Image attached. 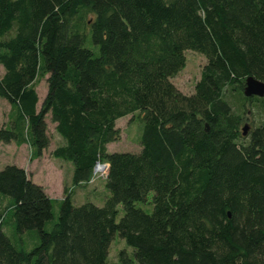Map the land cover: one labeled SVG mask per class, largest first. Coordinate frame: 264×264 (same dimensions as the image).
I'll use <instances>...</instances> for the list:
<instances>
[{
	"label": "trees",
	"instance_id": "obj_1",
	"mask_svg": "<svg viewBox=\"0 0 264 264\" xmlns=\"http://www.w3.org/2000/svg\"><path fill=\"white\" fill-rule=\"evenodd\" d=\"M185 49L205 56L191 93L169 79ZM0 65V142L40 157L48 115L73 186L108 165L101 206L4 165L0 264H264V123L239 128L242 100L264 104L242 92L264 81V0H0ZM127 114L140 151L110 152ZM116 235L132 255L108 262Z\"/></svg>",
	"mask_w": 264,
	"mask_h": 264
},
{
	"label": "rangeland",
	"instance_id": "obj_2",
	"mask_svg": "<svg viewBox=\"0 0 264 264\" xmlns=\"http://www.w3.org/2000/svg\"><path fill=\"white\" fill-rule=\"evenodd\" d=\"M205 62V56L197 51L185 49L184 50V65L169 79L170 81L183 93H191L193 91L194 83L198 79L200 69ZM3 73L0 65V75ZM36 90L39 94V103L43 99L47 82L45 76L39 77L36 81ZM245 110L244 119L240 122L239 128L243 123L248 125H256L257 123H264V104L254 98L242 100ZM10 109L9 102L0 96V120L5 123ZM130 114L122 116L117 119L116 124L121 129V136L119 140L110 142L108 144V151H130L139 152L141 148V131L142 122L137 119L129 121ZM47 129L50 135V144L43 151L42 155L37 158H31V147L24 143L17 145L15 142L4 143L0 142V169L6 164H16L24 167L27 173L35 178V183L46 186V191L52 196H63L64 187L71 190L75 204H80L86 200L95 202L101 206L106 195V188L104 186V175L94 177L93 181L82 186H73L71 183V171L73 165L71 162L54 158L51 154L52 150L60 143V137L54 129V123L47 115ZM246 133V132H245ZM151 193H149L150 196ZM122 214L121 206H119V215ZM125 248L130 255H132V248L126 245L125 241L118 235L114 237L109 247L108 262H117L118 252Z\"/></svg>",
	"mask_w": 264,
	"mask_h": 264
},
{
	"label": "water",
	"instance_id": "obj_3",
	"mask_svg": "<svg viewBox=\"0 0 264 264\" xmlns=\"http://www.w3.org/2000/svg\"><path fill=\"white\" fill-rule=\"evenodd\" d=\"M242 92L246 96L257 95L264 96V81L258 79L252 75H247L244 78V85ZM247 129V124L243 123L241 126V133L245 134Z\"/></svg>",
	"mask_w": 264,
	"mask_h": 264
},
{
	"label": "built area",
	"instance_id": "obj_4",
	"mask_svg": "<svg viewBox=\"0 0 264 264\" xmlns=\"http://www.w3.org/2000/svg\"><path fill=\"white\" fill-rule=\"evenodd\" d=\"M98 166H100V167L99 168H96ZM107 167H108L107 163H99L98 162L95 165L94 169H93V177L91 178L90 181L92 182L94 180L93 179L94 177H97L99 175H105L106 174V171H107Z\"/></svg>",
	"mask_w": 264,
	"mask_h": 264
},
{
	"label": "crops",
	"instance_id": "obj_5",
	"mask_svg": "<svg viewBox=\"0 0 264 264\" xmlns=\"http://www.w3.org/2000/svg\"><path fill=\"white\" fill-rule=\"evenodd\" d=\"M38 92V91H37ZM38 96H39V94H38ZM42 101V100H41ZM41 101H40V103H41ZM40 103H39V101H38V103H37V107L39 108L40 107ZM7 119H8V117H7ZM57 133V132H56ZM60 137V143L59 144H62V139H61V136H59ZM9 144V143H8ZM107 148H108V145H107ZM24 168V167H23ZM26 170V169H25ZM26 173H27V171H26ZM71 174H72V171H71ZM27 175L33 180V179H35V178H33V177H31L28 173H27ZM70 178H71V176H70ZM34 181V180H33ZM40 185H42V184H40ZM43 186V185H42ZM43 188H44V190H45V192L47 193V195L49 196V197H51V198H57V199H60V198H62L63 196H64V193H63V196H52V194H54L53 193V191H52V194H49L48 193V191H46V186H43ZM64 192V191H63Z\"/></svg>",
	"mask_w": 264,
	"mask_h": 264
},
{
	"label": "bare ground",
	"instance_id": "obj_6",
	"mask_svg": "<svg viewBox=\"0 0 264 264\" xmlns=\"http://www.w3.org/2000/svg\"><path fill=\"white\" fill-rule=\"evenodd\" d=\"M100 166L96 167V168H99Z\"/></svg>",
	"mask_w": 264,
	"mask_h": 264
}]
</instances>
